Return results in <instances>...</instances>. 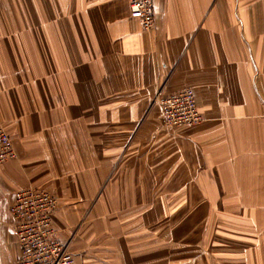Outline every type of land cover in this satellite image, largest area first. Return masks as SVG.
I'll return each instance as SVG.
<instances>
[{"label": "crops", "instance_id": "crops-1", "mask_svg": "<svg viewBox=\"0 0 264 264\" xmlns=\"http://www.w3.org/2000/svg\"><path fill=\"white\" fill-rule=\"evenodd\" d=\"M0 0V264L17 190L57 199L73 264H264V0ZM202 121L167 127L158 88Z\"/></svg>", "mask_w": 264, "mask_h": 264}, {"label": "built area", "instance_id": "built-area-1", "mask_svg": "<svg viewBox=\"0 0 264 264\" xmlns=\"http://www.w3.org/2000/svg\"><path fill=\"white\" fill-rule=\"evenodd\" d=\"M154 0H128L129 14L141 29L154 26ZM152 104L158 105L164 124L169 128L194 125L202 121L194 91L185 88L167 93L160 87ZM15 156L9 134L0 126V164ZM57 199L43 188H24L14 193L10 214L20 248L15 264H73L68 242L59 240L53 227Z\"/></svg>", "mask_w": 264, "mask_h": 264}, {"label": "rangeland", "instance_id": "rangeland-1", "mask_svg": "<svg viewBox=\"0 0 264 264\" xmlns=\"http://www.w3.org/2000/svg\"><path fill=\"white\" fill-rule=\"evenodd\" d=\"M73 254V253H72Z\"/></svg>", "mask_w": 264, "mask_h": 264}]
</instances>
